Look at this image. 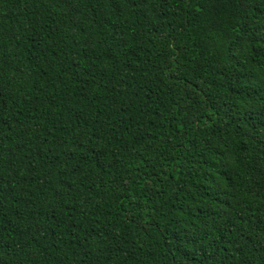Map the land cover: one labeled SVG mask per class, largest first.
<instances>
[{"label":"trees","instance_id":"obj_1","mask_svg":"<svg viewBox=\"0 0 264 264\" xmlns=\"http://www.w3.org/2000/svg\"><path fill=\"white\" fill-rule=\"evenodd\" d=\"M0 264H264V0H0Z\"/></svg>","mask_w":264,"mask_h":264}]
</instances>
